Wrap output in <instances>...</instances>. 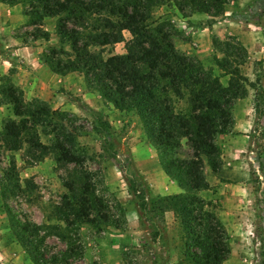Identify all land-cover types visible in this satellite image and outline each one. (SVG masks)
Segmentation results:
<instances>
[{
	"label": "trees",
	"instance_id": "16d2710c",
	"mask_svg": "<svg viewBox=\"0 0 264 264\" xmlns=\"http://www.w3.org/2000/svg\"><path fill=\"white\" fill-rule=\"evenodd\" d=\"M0 2L9 6L25 3L28 25L38 27L37 31L42 33L39 37L45 40H49L50 34L41 30L43 22L48 18L56 19L59 47H54L47 58L51 71L58 75L80 73L88 86L97 90L115 109L135 113L157 150L164 171L183 189V193L164 197H154L146 190L141 192L143 200H136L144 230L138 249L145 252L147 262L157 264L159 253L163 252L159 242L168 239L164 215L171 211L184 239L182 257L177 264H225L232 253L230 236L214 211L215 205L206 203L197 192L209 186L206 166L213 173L222 168L218 139L230 130L233 106L236 100L248 94V87L259 93L254 104L255 125L261 122L264 130V105L259 104L261 98L264 100V69L257 75L256 82L250 81L241 71L248 56L247 48L235 38L214 39V48L224 54L213 59L220 71L219 75L215 74L213 67H205L176 47V28L169 20L159 23L153 19L152 9L173 3L184 17L193 13L218 17L224 14L230 0ZM126 33L129 40H126ZM120 43L125 44V53L104 56L106 47ZM225 77L226 83L222 81ZM1 89L14 116L3 122L0 131V141L8 151L21 150L28 144L29 153L36 161L53 150L58 153L60 165L82 162L74 134L64 126L53 128L51 146L42 142L37 128L42 127L49 135L46 127L51 125L56 111L44 101L26 103L23 90L11 82ZM174 99H187V110L178 112ZM73 101L80 108L91 111L86 102ZM102 123L104 132L113 136L114 130ZM95 131L99 133L100 129ZM106 149L103 142L102 150ZM71 175L64 180L67 193L56 207L60 221L69 228L90 224L120 229L122 208L118 207L121 218L113 221L108 205L93 188L89 175L76 172ZM252 175L257 181L254 170ZM6 179L11 180L7 175ZM144 187L147 189V184ZM43 229V226L27 222L17 231L20 242L36 264L44 258L42 246L46 236L40 235ZM52 260L57 261V256Z\"/></svg>",
	"mask_w": 264,
	"mask_h": 264
},
{
	"label": "rangeland",
	"instance_id": "374dc122",
	"mask_svg": "<svg viewBox=\"0 0 264 264\" xmlns=\"http://www.w3.org/2000/svg\"><path fill=\"white\" fill-rule=\"evenodd\" d=\"M231 1L225 5L228 16L236 18L242 15L243 20L256 23L255 25L245 23L246 25H242L245 29H264V0H246L243 3L238 1L231 3ZM169 4L155 6L152 9L153 19L159 23L171 21L177 30L174 39L176 47L199 60L205 67L214 66L215 74L219 75L220 71H217L213 65V59L215 56L223 57L224 54L216 48L208 49L204 35L199 36L200 47L192 45L186 48L187 35H184V31L176 27L172 21L175 16H178L176 11L179 10L173 3ZM15 6H21L22 14H24L25 3ZM185 10L189 11L187 8ZM8 13L11 14L8 10L3 12V14ZM224 14L218 18L221 19ZM8 18L9 20L5 23L7 28L0 34V55H3V59L9 57L11 63L1 61L0 57V131L5 120L9 117L14 118L1 88L9 82L16 85L14 75L16 70L19 71L18 67L29 69L27 63L20 61V56L15 55L14 58V47L8 41L10 37H18L23 44L35 48L40 63L44 65H48L47 58L52 49L59 47L56 19L43 22L41 30L47 28L50 34L49 40H45L39 37L42 33L37 31L38 27L28 25L27 16L24 19H18L14 24L11 17ZM214 21L211 18L193 20L188 21L187 25L202 30ZM125 36L126 40L130 39L128 33ZM233 38L245 47L244 42L254 41L251 39L243 42L240 36ZM225 40L227 39L221 41ZM125 51V44L120 43L106 47L104 56L123 54ZM253 55L255 54L251 51L252 57L249 60L248 52L246 63L241 67L242 73L247 77L252 71L258 75L264 69L262 61L252 59ZM46 75L48 73H42L43 79H46ZM37 85L40 86L41 91L45 89L46 92H50L51 97H45L46 99L36 97L32 88H29V92H25L22 87L16 86L23 90L26 103L35 100L44 101L57 112L51 119V125L46 127L49 135L42 131V127L37 128L42 142L51 146L49 140L54 138L53 128L58 125L64 126L69 133L74 134L77 152L82 156V162L79 165H60L57 162L58 153L53 150L36 161L29 153L28 144H24L21 150L8 151L0 141V264H36L17 235L21 225L27 222L44 227L40 232V235L46 236L45 244L42 246L44 258L39 264H104L106 256L104 257L102 251L108 253L107 259H110V262L107 264H117L118 260L120 264H149L145 252L138 249L144 238L143 227L140 223L141 235H136L132 230L134 225L132 219L139 218L136 200H143L141 192L148 190L152 195V189L155 186L158 189L161 185L159 176H153L154 186L150 185L147 176L150 172H158L162 163L157 150L146 136L140 118L133 112H120L115 109L111 103L101 97L97 90L88 86L85 77L80 73H70V77L62 83L50 79L45 83L37 81ZM250 90L252 88L248 87V91ZM260 90L261 88L259 92ZM74 99L86 102L91 111L80 108L73 101ZM174 100L178 112L187 110V99ZM259 104L264 105L263 98ZM102 122L114 130L113 136L104 132ZM257 126V134L253 136L259 138L255 143L258 144L260 156H264V130L261 122ZM96 128L100 129L99 133L95 131ZM252 141H254L253 138ZM103 142L107 147L105 151L102 150ZM75 172L89 175L93 188L108 205L113 221L121 218L118 207L122 208L120 229L111 225L97 227L90 224L69 228L60 221L56 207L67 193L64 180L71 178V174ZM6 175L11 180L6 179ZM144 184H147V189ZM224 188L220 191L221 193L234 194L237 199V203H234L236 211L232 215L230 211H226L227 208L223 207L226 203L218 202L214 208L230 236L231 248L234 250L225 264H264V196L257 190L260 189L259 185L254 184L253 198L249 202L247 198L250 199V195L243 189L238 188L234 191L227 189L226 191L227 187ZM221 197L224 199V196ZM221 213L225 214L223 218ZM177 230L174 229L172 246L180 252L178 253L179 261L184 249V239L182 231ZM166 245L169 246V244ZM65 250L66 254H64ZM53 256H57V261L52 260ZM167 256L169 255L158 256L157 264H170L172 257L167 258Z\"/></svg>",
	"mask_w": 264,
	"mask_h": 264
},
{
	"label": "crops",
	"instance_id": "0c3cea01",
	"mask_svg": "<svg viewBox=\"0 0 264 264\" xmlns=\"http://www.w3.org/2000/svg\"><path fill=\"white\" fill-rule=\"evenodd\" d=\"M235 1L243 3V1L246 0H232L231 3H234ZM22 9L23 8H21V6H9L0 2V34L3 33L2 31L7 28L5 23H7V20H9L8 17H11L12 24H14L18 19H24L25 14H22ZM225 9V14L221 19L202 13H193L190 16L184 17L179 11H176L178 16H175L172 21L175 23L176 27H178L181 31H184V35H187L188 41H186L185 47L189 48L192 45L200 47V35L205 36L206 44H208V49L214 48V39L222 40L233 38L234 36H240V40H243V42L245 40H254L252 43L244 42L249 52L248 59L251 60L252 51L255 54L253 55L252 59L262 61V64L264 66V29L260 30L257 28H243L242 25H255L256 23L250 20H243L244 18L242 15H238L236 18H232L228 16L229 13L227 7ZM6 10H8L11 14H3V12ZM208 18H211L215 21L210 26L204 27L202 30H197L192 27H188L187 25L188 21ZM46 20L55 21L54 18H48ZM45 30L49 31L47 28ZM8 41L10 45H13L14 47V58L17 55L20 56V61H22V63H27L26 65L30 69L29 71V69H22L21 67H18L19 71L16 70V73L14 75V82L16 83V85L22 87L25 92H29V88H32L34 96H38L40 98H48L51 97L49 96L50 92H46L45 89L41 91L39 88L40 86L37 85V81L45 83L46 81L52 79L53 81L62 83L65 82L68 77H70V74H55L49 69L48 65L41 64L35 52V48L23 44L21 42V39H19L18 37H10V40ZM2 56L0 55L1 58ZM2 60L5 63L9 62L8 64H11L9 57L5 59L2 58L1 61ZM212 67L214 68V66ZM214 70L216 69L214 68ZM43 72L48 73V75H46L45 77L46 79H43L42 77ZM47 76L49 77L48 79ZM248 78L250 81L256 82L257 74L252 71ZM226 79V77L222 78V81L224 82ZM255 97L256 90L252 89L248 91V94L245 97L236 100L232 109L233 124L230 130L227 133L220 135L218 139V144L221 148V158L223 163L222 168L217 173H213L211 168L207 166L205 168V177L209 186L207 189H203L197 192V194L206 203L211 202L213 205L218 202L226 203V205H223V207L227 208L226 211H230V215H232V213L236 211L234 203H237V199L236 197H234V194L226 192L221 193L220 191L225 189L224 187H227L226 191H228L227 189H232V191L238 188L243 189L248 195H250V199L247 198L249 202L253 198L252 193L254 191V184L257 183L260 188L257 190L262 192L261 194L264 196V156H260L261 154H259L260 150L258 149V144L255 143L257 140H259V138L253 136V134H257L256 129L258 128V126L256 127L255 125ZM252 138L254 141H252ZM252 170L255 171L257 181L254 180ZM149 174L150 175L147 177L150 181L151 186L155 185L152 182L154 181L153 176H159L161 181V185L158 188L159 190L156 188V186L152 189V195L154 197H164L184 192L183 189L177 184V182L164 171L162 166H160V170L158 172L155 173L153 171V173L150 172ZM221 196H224V199H222ZM220 215L221 218L225 216V214L223 215L222 213ZM227 215L228 214H226V216ZM132 220L134 223L132 227V230H134L133 232L136 233V235H141V230L139 228V218H134ZM164 220L169 240L166 242H159V247H162L163 249V252L159 253V256L163 254L169 255V257H172V261L170 260V264H177L178 257H180V254L178 253L180 252L175 250V247L172 246L173 233L174 229H178L177 231H181V227L178 220L174 216V213L171 211L165 213ZM166 244H169V246ZM102 252L104 257L106 256V259H104V261L106 260L104 264L109 263L110 259H107L108 253L104 251ZM232 252H234V250H232ZM117 264H120V260L117 261Z\"/></svg>",
	"mask_w": 264,
	"mask_h": 264
}]
</instances>
